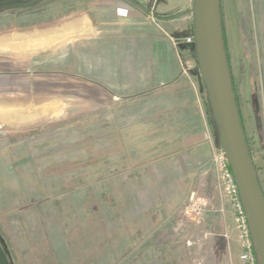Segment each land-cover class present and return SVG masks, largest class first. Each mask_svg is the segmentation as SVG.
Masks as SVG:
<instances>
[{
	"label": "rangeland",
	"instance_id": "obj_1",
	"mask_svg": "<svg viewBox=\"0 0 264 264\" xmlns=\"http://www.w3.org/2000/svg\"><path fill=\"white\" fill-rule=\"evenodd\" d=\"M195 1L189 32L176 37V80L123 99L115 40L63 26L88 0H0V74L13 73L0 77V248L8 264H238L213 147L205 140L211 154L201 159L180 141L195 118L204 139L208 131L221 146L196 42L184 41L195 31ZM219 7L264 192V0ZM188 111L192 125L183 126Z\"/></svg>",
	"mask_w": 264,
	"mask_h": 264
},
{
	"label": "crops",
	"instance_id": "obj_2",
	"mask_svg": "<svg viewBox=\"0 0 264 264\" xmlns=\"http://www.w3.org/2000/svg\"><path fill=\"white\" fill-rule=\"evenodd\" d=\"M191 2L192 0H183L178 4L176 0H88L87 10L74 15L72 20L63 26L68 30L72 29L74 33L87 26L90 32H94V38L103 36L115 40L118 51L116 50L114 60L118 64L116 70L118 69L120 73L119 77L123 79L122 90L125 99L176 80V73L180 68L177 48L152 21L154 17L160 24L162 23L163 28L171 36L185 35L191 28L189 21L192 12ZM180 21L183 22V26H176V23H181ZM9 72L5 70L0 74L3 82L4 78L13 75ZM97 85L104 89L101 84ZM189 113L188 111L181 115L182 125H192ZM194 120L197 125L193 131H181L182 138L179 140L189 145L186 147L187 150L194 148L198 153L197 157L204 159L211 154V148L204 140L203 129L199 127L200 120L195 118ZM233 228L235 231V226ZM219 236L223 237L222 232Z\"/></svg>",
	"mask_w": 264,
	"mask_h": 264
},
{
	"label": "water",
	"instance_id": "obj_3",
	"mask_svg": "<svg viewBox=\"0 0 264 264\" xmlns=\"http://www.w3.org/2000/svg\"><path fill=\"white\" fill-rule=\"evenodd\" d=\"M220 0H196L195 42L220 133L246 209L260 264H264V196L248 151L227 61L221 25ZM0 264H8L0 248Z\"/></svg>",
	"mask_w": 264,
	"mask_h": 264
},
{
	"label": "built area",
	"instance_id": "obj_4",
	"mask_svg": "<svg viewBox=\"0 0 264 264\" xmlns=\"http://www.w3.org/2000/svg\"><path fill=\"white\" fill-rule=\"evenodd\" d=\"M164 35H167L174 45L178 44V39L174 36L168 34V32L163 28V26L153 17V21ZM185 43L194 44L195 34L187 35L184 37ZM183 74H187V70L183 68ZM211 134L207 131L205 132V139L213 147V162L216 168L218 184L217 187L222 196H224L231 207L232 218L234 221V226L239 239L240 251L238 253V264H260L259 255L256 250V246L253 243V236L250 230V224L248 221L245 206L243 204L241 194L236 181L234 178V173L232 171L227 153L222 146L218 148L214 147V142L211 139Z\"/></svg>",
	"mask_w": 264,
	"mask_h": 264
},
{
	"label": "trees",
	"instance_id": "obj_5",
	"mask_svg": "<svg viewBox=\"0 0 264 264\" xmlns=\"http://www.w3.org/2000/svg\"><path fill=\"white\" fill-rule=\"evenodd\" d=\"M221 20V19H220ZM221 25H222V20H221ZM222 32H223V27H222ZM221 32V33H222ZM223 34V33H222ZM223 40H224V35H223ZM224 44H225V40H224ZM225 46V45H224ZM225 50H226V46H225ZM226 56H227V61H228V55H227V51H226ZM228 64H229V61H228ZM230 69V68H229ZM230 75H231V72H230ZM231 80H232V84H231V86L233 87V92H234V96H235V101H236V104H237V108H238V103H237V96H236V91H235V87H234V85H233V79H232V75H231ZM240 110H239V108H238V113H239V116H240V119H241V125H242V127H243V131H244V138H245V142H246V145H247V148H248V151L250 150L249 149V146H248V140H247V138H246V131H245V125H243L244 123H243V119H242V117H241V113L239 112ZM249 153H250V156H251V160H252V164L254 163L253 162V158H252V154H251V151H249ZM253 166H254V164H253ZM256 175H257V171H256ZM257 179H258V176H257ZM258 182H259V180H258ZM259 187L261 188V185H260V183H259ZM262 189V188H261ZM260 189V190H261ZM262 191V193H263V196H264V192H263V190H261Z\"/></svg>",
	"mask_w": 264,
	"mask_h": 264
}]
</instances>
